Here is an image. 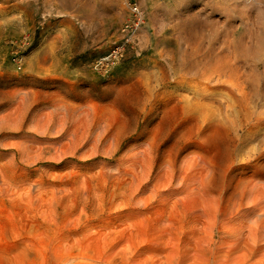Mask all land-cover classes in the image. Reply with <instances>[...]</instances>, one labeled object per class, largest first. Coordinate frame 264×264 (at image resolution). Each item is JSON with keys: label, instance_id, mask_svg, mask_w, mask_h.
<instances>
[{"label": "rangeland", "instance_id": "obj_1", "mask_svg": "<svg viewBox=\"0 0 264 264\" xmlns=\"http://www.w3.org/2000/svg\"><path fill=\"white\" fill-rule=\"evenodd\" d=\"M263 18L0 0V264H264Z\"/></svg>", "mask_w": 264, "mask_h": 264}, {"label": "bare ground", "instance_id": "obj_2", "mask_svg": "<svg viewBox=\"0 0 264 264\" xmlns=\"http://www.w3.org/2000/svg\"><path fill=\"white\" fill-rule=\"evenodd\" d=\"M251 1H252V0H251ZM253 1H254V0H253ZM255 3H256V2H255ZM243 4H244V3H243ZM247 4H248V2H247ZM258 4H259V3H258ZM245 5H246V4H245ZM253 5H254V4H252V6H253ZM259 5H260V4H259ZM252 6H251V7H252ZM256 6H257V5H256ZM258 7H259V6H258ZM262 7H263V5H262ZM252 8H253V7H252ZM260 8H261V7H260ZM246 9H247V8H246ZM260 11H261V10H260ZM254 12H255V11H254ZM261 12H262V11H261ZM256 13H258V12H256ZM261 14H263V13H261ZM256 15L259 16L260 14H256ZM254 16H255V14H254ZM255 17H256V16H255ZM255 17H254V18H255ZM243 18H244V17H243ZM256 18H257V17H256ZM259 18H260V17H259ZM259 18H258V19H259ZM261 18H262V17H261ZM263 19H264V18H263ZM263 19H262V20H263ZM248 21H249V20H248ZM248 21H246V22H248ZM254 21H255V20H254ZM256 21H257V20H256ZM256 21H255V22H256ZM259 21L261 22V20H259ZM252 22H253V21H252ZM257 22H258V21H257ZM260 22L257 23V24L259 25ZM253 24H254V23H253ZM257 24H256V25H257ZM250 25H252V23H251ZM253 27H254V26H253ZM256 27L258 28V27H260V26H256ZM256 27H254V28H256ZM257 28H256V29H257ZM257 30H259V29H257ZM257 30H256V31H257ZM257 33H258V32H257ZM257 33H256V34H257ZM257 35H258V34H257ZM257 35H256V36H257ZM252 38H253V37H252ZM253 41H254V40H253ZM256 43H257V42H256ZM252 44H253V43H252ZM250 45H251V44H250ZM248 46H249V45H248ZM258 46H259V45H258ZM254 47H255V46H254ZM247 48H248V47H247ZM236 49H237V48H236ZM243 49H244V48H243ZM255 49H256V48H255ZM255 49H254V52H258V51H255ZM258 49H259V48H258ZM258 49H257V50H258ZM261 49H262V48H261ZM251 51H252V50H251ZM236 52H237V51H236ZM260 52H261V51H260ZM258 53H259V52H258ZM238 55H239V54H238ZM256 55H257V54H256ZM258 55H259V54H258ZM258 55H257V56H258ZM254 56H255V55H254ZM249 57H251V56H249ZM251 59H252V58H251ZM60 117H61V116H60ZM37 129H38V128H37ZM199 164H201V163L199 162ZM199 164H198V162H197V164H196L197 167L199 166ZM196 165H195V166H196ZM195 166H194V167H195ZM197 167H196V168H197ZM200 167H201V166H199L198 169L201 170L202 168H200ZM203 167H204V166H203ZM204 168H205V167H204ZM204 168L202 169V172L204 171ZM196 170H197V169H196ZM197 172H201V171H197ZM197 174H198V173H197ZM201 174H203V173H201ZM206 175H207V174H206ZM195 176H196V175H195ZM200 176H201V175H200ZM196 177H197V176H196ZM196 177H195V178H196ZM201 177H202V176H201ZM201 177H197V178H198V179H199V178L201 179ZM205 177H206V176H205ZM198 179H197V180H198ZM200 179H199V180H200ZM202 179H206V178H203V177H202ZM203 181H204V180H203ZM200 182H202V180H200ZM205 183H206V180H205ZM203 184H204V183H203ZM235 191H236V190H235ZM239 192H240V191H239ZM242 192L244 193V191H242ZM242 192H240V194H241ZM243 193H242V194H243ZM238 195H239V194H237V196H238ZM239 196H240V195H239ZM241 198H242V195H241ZM244 198H245V196H244ZM244 198H242V199H244ZM236 199H238V198H236V196H235L234 193H233L232 196H231V203H232V206L229 207V209H228L229 212H238V213H240V212L242 211V206H243L242 199H240V200H239V199L236 200ZM234 200H236V202H234ZM247 207H248V206H247ZM252 210H253V209H252ZM212 214H213V212H212ZM217 214H218V216H219V212H218L217 210H214V215L217 216ZM232 216H233V215H232ZM219 218H220V216H219ZM231 218H232V217H231ZM232 219H234V218H232ZM235 219H236V218H235ZM235 219H234L233 221H235ZM239 219H240V218H239ZM213 220H214V216H213ZM215 220H217V219L215 218ZM226 220H227V218H226ZM213 222H216V221H213ZM224 223H225V222H224ZM215 224H216V223H215ZM215 224L213 223V225H215ZM217 225H218V224H217ZM240 230H241V229H240ZM232 235H233V234H232ZM238 235H239V233H238ZM238 235H237V236H238ZM239 236H240V235H239ZM232 238H235L234 235L232 236ZM236 239H237V238H236ZM236 239H235V240H236ZM237 243H238V242H237ZM237 243H236V244H237ZM210 245H211V243H210ZM237 245H238V244H237ZM239 245H240V244H239ZM236 247H237V246H236Z\"/></svg>", "mask_w": 264, "mask_h": 264}, {"label": "built area", "instance_id": "obj_3", "mask_svg": "<svg viewBox=\"0 0 264 264\" xmlns=\"http://www.w3.org/2000/svg\"><path fill=\"white\" fill-rule=\"evenodd\" d=\"M134 9H135L136 12H138V8L137 7H135Z\"/></svg>", "mask_w": 264, "mask_h": 264}]
</instances>
